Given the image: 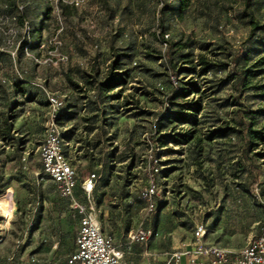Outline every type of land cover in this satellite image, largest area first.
Here are the masks:
<instances>
[{
  "label": "rangeland",
  "instance_id": "obj_1",
  "mask_svg": "<svg viewBox=\"0 0 264 264\" xmlns=\"http://www.w3.org/2000/svg\"><path fill=\"white\" fill-rule=\"evenodd\" d=\"M175 1L0 0V196L7 192L12 207L10 214L0 210V264H54L74 251L81 215L40 158L48 92L66 104L61 125L65 154L78 172L76 198L94 206L126 258L141 264L144 251L171 248L201 221L213 240L236 249L258 233L264 29L252 31L245 0H193L184 13L171 9ZM252 2L248 12L263 24L264 0ZM163 32L177 44L172 56L165 55ZM115 52L123 54L117 72L125 82L102 91ZM202 58L218 64L204 76ZM194 66L197 72L180 69ZM193 83L200 92L177 96ZM192 99L202 103L197 124L160 120ZM218 126L235 130L209 140ZM174 128L194 130L195 139L159 143ZM150 154L162 160L161 205L153 213L140 197ZM92 173L98 179L90 203L82 185ZM141 223L150 239L129 244Z\"/></svg>",
  "mask_w": 264,
  "mask_h": 264
},
{
  "label": "built area",
  "instance_id": "obj_2",
  "mask_svg": "<svg viewBox=\"0 0 264 264\" xmlns=\"http://www.w3.org/2000/svg\"><path fill=\"white\" fill-rule=\"evenodd\" d=\"M49 106L46 112V130L40 145V158L43 171L55 183L58 193L69 198L81 215L80 227L76 237V250L68 259L69 264H127L124 261V252L120 249L113 236L103 231L95 208L79 203L76 198V189L79 185L78 172L65 154V139L63 138L62 125L59 116L65 107V101L54 93L48 92ZM162 171V160L159 156L150 154L147 166V180L140 188V196L145 203L148 213L157 210L162 189L159 176ZM97 174H90L82 185L91 203ZM208 233L204 222L196 225L194 230V245L189 244L174 252L172 261L180 263L184 256H190L192 264H196L199 256H208V264H264V221L259 232L240 250L234 251L215 244H207L205 237ZM151 233L149 229L140 224L132 233L131 239L147 242ZM3 238L0 237V241Z\"/></svg>",
  "mask_w": 264,
  "mask_h": 264
},
{
  "label": "trees",
  "instance_id": "obj_3",
  "mask_svg": "<svg viewBox=\"0 0 264 264\" xmlns=\"http://www.w3.org/2000/svg\"><path fill=\"white\" fill-rule=\"evenodd\" d=\"M192 3H193V0H176L174 2L173 6L171 7V9L172 10L178 9L179 12L184 13L185 11L190 9ZM252 3H253L252 0H245V7L247 9L246 14L248 15L249 20H250V24L252 25V31L264 29V23L261 24L259 22V20L256 19V17L254 16V14L252 12H248V8L252 5ZM41 31H42V29H39L37 34L39 35L41 33ZM161 38L167 44L165 55L166 56H172L173 48L177 44L169 42V40H167L165 38L164 32L162 33ZM122 58H123V54L115 52L114 61H113V65H112L114 72L110 78H108L107 80H105L99 84V87L102 91L113 90L125 82V78H124L125 74H123L124 72H117V70L120 69V67L122 65V61H121ZM169 59H172V58H169ZM199 65L201 66V69L199 71L197 70V68L195 66L192 68H180V69H182V70L187 69V70L194 71V72L198 71L199 75L204 76V75L208 74L213 68L218 66V64L211 62L209 60H206L204 58L200 59ZM182 70H180V71H182ZM191 91L192 92H200L201 90H200L197 83H193L191 85L190 89L185 88V90H181L179 92V94H177V96L186 98L190 95ZM47 102H48V98H47ZM176 105L180 106V108L179 109H175L173 107L168 108L164 112V114L160 117V120L161 121H170L171 123H178V124L192 123V122L196 121L193 124H197L198 115L200 114V112L203 109L200 99L185 100V102L180 103V104H176ZM48 106H49V102H48L47 107ZM64 109H65V107L63 108L62 112L64 111ZM62 112L59 116V123L60 124H61V119H62ZM11 128H12V126L9 124L8 131H11ZM158 128L160 129L161 126H159ZM234 130H235V128H233V127L218 126V127L211 129L208 132L207 138L209 140H214L216 138L224 137L229 132L234 131ZM63 138H64V132H63ZM193 139H195L194 130H191L188 128L186 130L176 131V129L174 128V129L170 130L169 132H166L165 134L161 135V137L159 138V143L163 144L164 146L168 145L169 143H174L176 145H180V144H188ZM198 141L199 140H197V142ZM197 142H195V143H197ZM200 154H202V148L200 149ZM161 174H162V171H161ZM161 174H160V176H161ZM46 175L50 178V176L48 174H46ZM50 180H51V178H50ZM146 180H147V177H146ZM146 180H145V182H146ZM253 183H257V180L255 179ZM54 185H55V183H54ZM55 187H56V185H55ZM95 189H96V186H95ZM95 189H94V191H95ZM249 193L251 195H254L253 190L252 191L250 190ZM160 205H161V200L158 201L157 210L159 209ZM206 226H207V224H206ZM207 229H208V227H207Z\"/></svg>",
  "mask_w": 264,
  "mask_h": 264
},
{
  "label": "crops",
  "instance_id": "obj_4",
  "mask_svg": "<svg viewBox=\"0 0 264 264\" xmlns=\"http://www.w3.org/2000/svg\"><path fill=\"white\" fill-rule=\"evenodd\" d=\"M201 222H203V221H201ZM198 223H200V222H198ZM196 225L194 227V230L196 228ZM79 227H80V220H79V223H78V228H77L76 236L74 237V239L71 238V240H70V242H73L74 243V251L76 250V247H77V245H76V237L78 235ZM194 230L193 231H190L189 230V235L187 236L186 239H183L181 241H179L178 239H176L173 242L171 248H169V249L168 248L167 249H163L159 254H157V253H151L148 250L144 251L143 252L144 260L142 261L141 264H177L174 261H172V255H173L174 252L180 250L183 247L184 244H189V247L190 248L194 245V240H195V238H194ZM103 231H104V229H103ZM105 233L106 234H109L107 232H105ZM109 235L113 236L112 234H109ZM114 240H115V238H114ZM128 242H129V244H132V243H140V244H143L144 243V242H141V241L132 240L131 239V233L128 236ZM205 242L207 244H215V245H218V246H221V247H225V248H228V249L234 250V251L240 250V249H236L234 246H229V245L225 244L222 240H213L211 238V236L209 235V231H208V233H207V235L205 237ZM115 243H116V240H115ZM117 246L119 247V245H117ZM74 251H72L67 257L66 256L65 257L62 256L64 258L61 261L58 258H54L53 263L56 264V262H61V264H69L68 263V259H69V257L71 256V254ZM12 258H14V256ZM33 259H35V260L43 259V256H36ZM209 260H210V258L208 256H199L198 257V261H197L196 264H208L209 263ZM124 261L127 264H136L135 261H131L130 259L126 258L125 254H124ZM41 263H42V260H41ZM22 264H26V263L22 262ZM178 264H192V262L190 260V256H184L182 258L181 262L178 263Z\"/></svg>",
  "mask_w": 264,
  "mask_h": 264
},
{
  "label": "bare ground",
  "instance_id": "obj_5",
  "mask_svg": "<svg viewBox=\"0 0 264 264\" xmlns=\"http://www.w3.org/2000/svg\"><path fill=\"white\" fill-rule=\"evenodd\" d=\"M1 198H2L3 200H2ZM9 202H11V198H10L9 194H8L7 192L4 193V194H2V195L0 196V210H1V209H2V210H5L6 213L10 214L11 211H12V207H11V203H9ZM3 205H4V206L6 205V208H5V209H4ZM2 233H3V232L0 233V237L3 238V234H2ZM2 240H4V238H3Z\"/></svg>",
  "mask_w": 264,
  "mask_h": 264
}]
</instances>
